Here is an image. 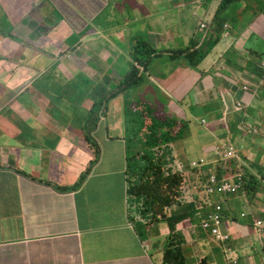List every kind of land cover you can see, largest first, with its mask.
Here are the masks:
<instances>
[{
  "label": "crops",
  "instance_id": "crops-1",
  "mask_svg": "<svg viewBox=\"0 0 264 264\" xmlns=\"http://www.w3.org/2000/svg\"><path fill=\"white\" fill-rule=\"evenodd\" d=\"M241 4L232 15L236 23L225 24L228 28L197 70L184 69L178 82L154 76L153 85L168 115H179L188 100L191 110L183 115L193 123L189 154L200 155L193 163L204 158L210 144L219 148L230 141L245 147L233 168L247 175L245 167L256 176V165L264 169V141L242 130L248 125L264 130V37L259 38L264 0ZM220 5L221 0H0V264H164L174 232L184 237L185 264H227L226 246L239 249L245 264H264L260 236L253 237L251 226H236L245 210L264 220V198L246 197L244 206L240 198H215L229 223L223 230L239 235L226 245L195 226L197 195L206 175L218 173L215 159L208 162L209 171L187 176L190 202L169 209L168 221L143 226L139 234L130 221L123 94L103 113L93 112L101 101L96 98L114 88L132 65L123 58L134 51L138 36L150 29L158 49L151 47L157 50L184 49L195 38L203 45L210 33L199 26L207 23L210 32H217ZM181 19L186 22L178 28ZM158 59V65L183 67L170 55ZM65 85L86 95L82 104L59 93ZM219 91L224 108H218ZM210 106L216 107L208 113ZM225 129L232 130L221 136L214 132ZM12 142L28 148L18 147L15 160ZM94 143L100 156L84 181L95 159ZM175 156L179 160L182 154ZM223 176L232 177L225 170ZM79 180L84 182L77 187ZM65 187L70 190L60 189ZM261 190L264 195V182Z\"/></svg>",
  "mask_w": 264,
  "mask_h": 264
},
{
  "label": "trees",
  "instance_id": "trees-1",
  "mask_svg": "<svg viewBox=\"0 0 264 264\" xmlns=\"http://www.w3.org/2000/svg\"><path fill=\"white\" fill-rule=\"evenodd\" d=\"M237 0H224L222 4V13L227 10V8L233 5ZM221 13V14H222ZM221 14L217 17L219 20ZM223 26L222 22H219L218 29ZM219 32V31H218ZM218 39L206 40L203 45L199 42H193L186 49H153L148 41L143 42L137 47V53L140 57L135 59L137 66L134 64L130 66L129 71L123 79L110 91L103 94L101 102L106 105L110 100H113L120 95L124 94L125 91L130 92L135 87L143 83L145 75L148 72L150 65L152 64L153 56L155 58H160L165 53L169 52L168 55L176 61L182 58L188 63L191 68H197L204 61V59L210 55L215 46L217 45ZM143 44L148 46L143 48ZM144 49V57L142 51ZM143 57V58H142ZM154 58V59H155ZM137 68V69H136ZM139 124H135L136 133L130 138H136L133 144V148L137 147V151L129 154L128 151V141L125 139V151H126V175L129 179H137L136 182H130L129 196L133 202H141L143 199L145 206V214H153L154 218L150 219L151 223H159L157 216L166 218L165 211L167 208L177 204V199L180 197L181 189L184 184V178L181 173L173 174L171 172L165 171L163 156L160 159L155 158V152H162L163 154H168L171 150L170 145L175 142H180L182 139L181 125L179 122L169 121L165 122L161 127H157L151 121L150 123L145 122L143 113H138ZM149 119V117L147 116ZM173 124L172 126H169ZM96 145V144H95ZM138 146H143L142 153ZM157 154V153H156ZM231 164L234 161L231 160ZM257 175L256 176H246L245 180V190L247 195H252L254 193L253 189L256 187L255 182L260 181V184L264 182V169L255 166ZM221 172V164L218 168ZM247 174H250L246 170ZM88 173V172H87ZM86 173V174H87ZM168 173V175H167ZM84 174L82 177H84ZM261 177L260 179H258ZM130 181V180H129ZM61 190H70L69 188H60ZM214 197V201H215ZM132 221V219H130ZM145 223L148 220H143ZM150 223V222H149ZM148 223V224H149ZM183 241L184 237L182 233L175 232L168 237V245L164 251V263L165 264H185V256L183 251Z\"/></svg>",
  "mask_w": 264,
  "mask_h": 264
},
{
  "label": "rangeland",
  "instance_id": "rangeland-1",
  "mask_svg": "<svg viewBox=\"0 0 264 264\" xmlns=\"http://www.w3.org/2000/svg\"><path fill=\"white\" fill-rule=\"evenodd\" d=\"M239 7L240 6L238 4L232 5L231 9L229 11V14H227L228 18H225L227 23L230 25V27H232L234 25L233 24L234 21L230 17V15L233 12L237 11V9ZM257 9L259 11H261V12L263 11L261 6H257ZM101 21H104V20H101ZM184 22H186L185 19L178 20L175 26H177L179 28V27H181V25ZM186 26L188 27V29H190L191 28L190 22H187ZM222 31L223 30H220L216 34H213L212 32H210L209 36L210 37L213 36L215 39H217L222 34ZM200 33L202 34V36L204 35L203 32H200ZM261 33H262V36L259 37V38H263L264 37V30H262ZM154 38L155 37H154V35H152L151 30L148 29L143 34L142 37L138 36V40L134 41L132 43V46H134V47L136 45L140 46V44H142L143 42H146V41L149 42L147 44H150V43L152 44V42L154 41ZM147 44H143V48L144 49H145L146 46H148ZM152 46L155 47L153 44H152ZM137 47H135V49H134V51L132 53L126 54L124 56V58H123L124 60L127 59L130 63L135 64V66H137V64L135 63V59L140 57L139 53H137V51H138ZM155 48H157V47H155ZM155 48H153V49H155ZM144 49L142 51L143 57H144ZM154 58H155V56H153V59H152L153 61L152 62H155V63L153 65L151 64L150 68L148 70V74L151 75V77H149L146 74L143 83L140 84L139 86L135 87L134 89H132L130 92L125 91V93L123 94V100H120V101H122L123 109L125 110V113H124V116H123L124 117L123 123L125 124V127H126L125 138L124 139H127V141H128L129 154L133 153V151H135V152L137 151V147L133 148V144H134V141H135L136 138H132V139L130 138V136H132V135H134L136 133V126H137V124H139L136 120L134 121L133 118L138 120L137 114L138 113H143L145 122L150 123L152 121L154 123V125L157 126V127H161L165 122L169 123V121H174L173 124L176 121H178V122H180V124L182 123L184 125V127L181 125V129H184L183 132H182V139L179 140L180 142L177 143L178 146L175 147L174 156H175V154L177 152L181 153L182 157L179 158V161H183L185 159L187 165H190V163L196 157L198 158L200 155H198V153H196L195 150L192 151V153L194 155L189 154V151L194 147L193 146V138H192V134L193 133L191 132V126H193V123H190V122H192L191 121L192 118H190V116H184L183 115V112H184L185 109H187V108L190 109L189 106H188V100H185V101L182 102V111H181V113H179V115H174V113L172 111H170V113L168 115L167 112L165 111V108H164L166 106L158 98L157 90H156V88L153 85V83H156L155 80L153 79L154 76L158 77V78H159V76H164L165 77V81L169 80V79H167V77L172 76V78H174L176 80V82H178L179 79H181V77H182V75L184 73L183 70L189 68V66H188V64L186 63L185 60L181 59L179 62H180V65L183 66V67H169L168 68L167 66H163L162 63L158 65L156 63V61H158L159 59L158 58L154 59ZM72 85H75V84H72ZM50 86H49V90L47 89L48 91H50ZM64 87H65V89H60L59 93L65 92L70 97H74L75 100H79L81 104L83 103L84 98L86 97V95L83 92L80 95H77L75 92L72 93L67 85H65ZM112 89H110V90H112ZM95 93L96 94H101L102 93V90H101L100 86H96ZM92 97H94V96H92ZM96 99H101V96L97 97ZM191 100H193V99H191ZM219 101H221V103L218 105V108H224L225 105L222 103L223 95H222V93L220 91H219ZM215 107L216 106H210L208 108L207 112L210 113V111H212ZM192 108L194 109V107H192ZM103 110H104V105L101 102H99V104L94 107L93 112H94V114H99V112L101 111V113H102ZM116 110L117 111H115V107H113V111H112L113 114H115L116 112L119 113V106L117 107ZM88 113H89L90 120H93L94 119V114L91 115L90 111ZM198 115H201V114L198 113ZM147 116L149 117V119L147 118ZM201 116H203V115H201ZM196 118L197 119L194 121V124H196L195 126L199 127L198 124H200V120H199L198 117H196ZM135 124H136V126H135ZM173 124H171L169 126H172ZM206 128H208V126ZM228 130H232V129H225L224 132H220V131H214V132L218 136H221L225 132H227ZM206 135L208 137H211V138L213 137V134L209 130L206 131ZM20 146L24 147V146H22L21 144H19L17 142H12V153H11L12 160H15L17 158L18 151H16V150ZM195 146H196V144H195ZM24 148L26 150L28 149L26 147H24ZM138 148H141L140 149V153H142L141 151L143 149V146H138ZM216 149L217 148L215 146L214 147L211 146V144L204 148L205 155H204V158H202V161H203L202 168L204 166H208L209 165L208 162L210 160L215 159L216 161L220 162V158H219L220 153L216 152L215 151ZM120 154L121 155L124 154V149H122ZM210 157H211V159H210ZM164 158L166 159L165 160V165H166L165 171H167V169H170V168H176L177 169L178 165L175 166V164H173V158L171 157V151ZM187 165L184 167L185 175L186 176H188V175L195 176V174L192 173L189 170ZM91 167L93 168L94 165H92ZM208 168L209 167H207L205 170L209 171ZM196 180H198V179H196ZM79 183H80V180H79ZM259 183H260L259 180H257L255 182V184H257V185ZM78 185H80V184H78ZM262 195L263 194L261 193V191H257V192H254L252 195H250V199L260 198V197L264 198V195L263 196ZM197 196H198V198L201 201H203V202H205V203H207L209 205H210V203H212L214 201L213 198L209 199L203 192L199 193ZM236 197H240L242 199L241 200L242 205H246V201L243 198L244 197L243 190H241ZM191 200L192 199L189 198L187 202H190ZM207 211H208V208L201 209L200 212L206 213ZM132 217H134V214H132ZM137 220H138V218H137ZM201 222H202L201 217L194 219V223H195L196 228L200 232H203L199 228ZM245 224L248 227L251 226V229L254 232L252 234L254 238H257V235L260 236L261 241H262V246H263V249H264V229H263L264 227H258L259 231L255 227H252L254 225V217L252 215H250V213L247 210H245L244 213H242L241 215H239L237 217L236 226H237V228H239V226H245ZM229 233L231 235V238L232 237L236 238V239L239 238L238 232L236 234H234L233 230H229ZM210 239L215 240L212 237ZM239 255L242 256L241 252H239ZM196 258L197 257H195V259Z\"/></svg>",
  "mask_w": 264,
  "mask_h": 264
},
{
  "label": "clouds",
  "instance_id": "clouds-1",
  "mask_svg": "<svg viewBox=\"0 0 264 264\" xmlns=\"http://www.w3.org/2000/svg\"><path fill=\"white\" fill-rule=\"evenodd\" d=\"M241 1L242 0H237L234 4H238L242 8ZM223 2H224V0H221L220 9H219L218 14L216 16V19L214 20V24H215V26L217 28H218L219 22H222V24H223L222 28L221 29H218V31H220V30L225 31L228 28V26L230 27V25L227 23V21H226L225 18H228L227 14H229V11H230L232 5L229 6L227 8V10L222 13V10H223L222 4H223ZM233 13L230 15L231 18H232ZM220 14H221V17H220L219 20H217L218 19L217 17ZM233 21H234L233 24H235L236 23L235 19H233ZM225 24H228V26L225 25ZM199 29H200V31H203V32H205L207 34L210 33V31H209L210 30V27H209V24H207V23H201L200 26H199ZM217 32H212V33L213 34H216ZM211 37H213V36H211ZM211 37H209L208 39L206 37L205 40L206 39L209 40ZM212 39H215V38L213 37ZM217 39H218V42H219V37ZM193 42H197V39L196 38L193 39L192 42L190 43V45ZM218 42H217V44H218ZM188 47H186V48H188ZM186 48H184V49H186ZM165 54L168 55L169 52H167ZM183 60H184V58H183ZM198 67L197 68H191L189 66V68L192 69V70H194V71L197 70ZM129 69H130V67H129ZM129 69H128V71H129ZM146 74L149 77H151V75H149L148 72ZM244 90H247V89L244 88ZM119 97H122V95H120ZM122 100H123V98H122ZM111 101L112 100H110L106 105H104L100 101L104 105V110L105 109H108V104ZM104 110H103V112H104ZM239 111L241 113H243L244 112V109H240ZM99 121H101V120L99 119ZM176 122H178V121H176ZM261 128H262V126H255V125H251L250 126V125H248L246 129L242 130V132L245 133V134H247V137L248 136L260 137L264 141V130H262ZM91 141L93 142V140H91ZM177 146H178L177 142H175V143H173V144H171L169 146L170 149H171L170 151H171V157L173 158V164H175V166L178 165V162L177 161H179L176 158V156H174V150H175V147H177ZM92 147H95V159L90 163V165L88 166L86 172L83 173V175H84V174H86L88 172L83 177L84 181L87 178V176L89 175L90 171L92 170V167L91 166L96 164V162L98 161L99 156H100V148H99V146L97 144L95 145V143H94L92 145ZM218 147L219 148H217L215 151L220 153V156H219V158H220L219 165L221 164V172H219V170H218V173H208L206 175L207 179L205 181V185L202 187L201 193L203 192L209 199L214 198V197L228 198L230 196L231 197H236L239 194V192L241 190H243V192H244V197L243 198L245 199L246 197H248L250 199V195H247L246 190H245V184H244L245 183V180H244V178H246V176H252L251 173L250 174H247V175H244V174H242L240 172V170H239L240 167H236L235 166V168H233V166L236 165V162H237V159H238L237 158L238 153L240 151L244 150L245 147L244 146H241L240 149H238V147L235 144L231 143L230 141H228V142H226L224 144V140L220 143V145H218ZM170 151L168 153H170ZM166 155L163 154L162 152H155V158L156 159H160L162 156L165 157ZM175 159L177 161H175ZM231 160L234 161V164H231L230 163ZM184 161H186V160L184 159L183 161H180V162H184ZM164 163H165V160H164ZM202 164H203V161L201 160L199 162H194V163L191 162L190 165H187V163H184V167L187 165L188 168H189V170L191 172H198L199 174H202V173H205L206 172L205 169L209 166V165L208 166H204L202 168ZM184 167L182 165H178L177 166V169L176 168L167 169V172H171L173 174L181 173L183 175V178H184V184H183L182 189H181L180 197L177 199V204H175V205H173V206H171V207H169V208L166 209V211H165L166 218L163 219V217L157 216L158 217V220H161L159 223L166 222V221L169 220V217H168V210L169 209H171L173 207L179 206L181 204V202H186L190 198L186 194V192L188 191V189H187V182H186L187 176L185 175ZM164 168H166V165H164ZM224 170L227 171L229 173V175L232 176V177H229L228 178L226 176H223ZM243 170L245 171V173H247L246 170L249 171V169H247L245 167H244ZM167 175H168V173H167ZM260 178L261 177H259L258 179H260ZM212 179H215V181H216L215 184H212L211 183V180ZM136 180H137L136 178L135 179H128V181H129L128 192H129V189H130V182L131 181L132 182H136ZM84 181L80 180V183L79 182L77 183V187H79ZM78 184H80V185H78ZM222 185H229L231 188H234L235 191L234 192H227V193H219L218 192V189ZM185 189H186V191H185ZM210 189H213L212 190L213 192H209ZM253 191L254 192L261 191V193L263 194V192L261 190V184L260 185H257L256 184V187L253 189ZM128 195H129V193H128ZM129 198H130V196H129ZM236 198H240V197H236ZM131 201H132V204L130 205V215H131L130 219H132V221L131 220L130 221L135 225V227L137 228V230L139 231V234H140V233H143L145 231L146 227H149V226L155 224V223H151V221H150V219H153L154 218V215L153 214H145V206H144L143 199H141V202H139V203L138 202L137 203L136 202H133V200H131ZM245 201H247V200L245 199ZM206 208H208V211L206 213L200 212L201 209H206ZM224 211H225V209H224L223 205L220 204V203H216V201H213L209 205V204H207V203H205V202H203V201L200 200L199 201V206L196 207L195 218H200L201 217L202 222L200 223L199 228L203 232H205L209 237L214 238L216 240V241L214 240L215 242L218 241V243H221L223 245H226L231 240V235H230L229 231L226 232L225 230H223V225L227 227V225L229 224V223L225 222V220H227V219L225 218ZM229 211H230V209L228 210L227 214L230 215L231 212H229ZM132 214H134V217H132ZM137 218H138V220H137ZM144 219L145 220H148V222L145 223L143 221ZM143 226H144L145 229L143 228ZM252 227H255L259 231V228L258 227H264V220L257 221V219L254 218V225ZM215 229H217L219 231V233L221 234V236L224 237V238H218L216 236V234H214V232H213ZM143 237H144V234H143ZM239 252H241L239 249H235V248H233L231 246H226V248H225V258H226L227 264H245L244 262H241V259L243 258V255L242 256L239 255ZM162 261L164 263V257H163Z\"/></svg>",
  "mask_w": 264,
  "mask_h": 264
},
{
  "label": "built area",
  "instance_id": "built-area-1",
  "mask_svg": "<svg viewBox=\"0 0 264 264\" xmlns=\"http://www.w3.org/2000/svg\"><path fill=\"white\" fill-rule=\"evenodd\" d=\"M211 183H212V184H215V183H216L215 179H212V180H211ZM212 190H213V189H210L209 192H213ZM234 191H235V189H234V188H231L229 185H222V186L218 189V192H219V193H227V192H234ZM213 232H214V234H216V236H217L218 238H224V237L221 236V234L219 233V231H218L217 229H215Z\"/></svg>",
  "mask_w": 264,
  "mask_h": 264
}]
</instances>
